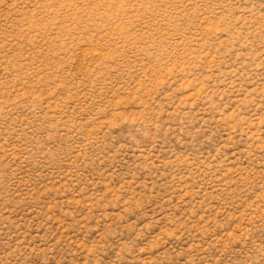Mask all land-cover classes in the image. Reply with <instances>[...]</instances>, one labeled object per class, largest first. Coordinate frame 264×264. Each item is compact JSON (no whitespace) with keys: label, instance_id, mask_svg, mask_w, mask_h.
<instances>
[{"label":"rangeland","instance_id":"obj_1","mask_svg":"<svg viewBox=\"0 0 264 264\" xmlns=\"http://www.w3.org/2000/svg\"><path fill=\"white\" fill-rule=\"evenodd\" d=\"M0 264H264V0H0Z\"/></svg>","mask_w":264,"mask_h":264}]
</instances>
